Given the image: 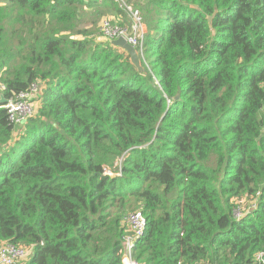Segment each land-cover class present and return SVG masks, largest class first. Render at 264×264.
<instances>
[{"label":"trees","instance_id":"trees-1","mask_svg":"<svg viewBox=\"0 0 264 264\" xmlns=\"http://www.w3.org/2000/svg\"><path fill=\"white\" fill-rule=\"evenodd\" d=\"M127 2L142 71L115 1L0 0V100L38 86L22 125L0 105V247L122 264L141 211L138 264H264V0Z\"/></svg>","mask_w":264,"mask_h":264},{"label":"built area","instance_id":"built-area-1","mask_svg":"<svg viewBox=\"0 0 264 264\" xmlns=\"http://www.w3.org/2000/svg\"><path fill=\"white\" fill-rule=\"evenodd\" d=\"M113 1L127 13L130 19V25H122L109 17L104 18L101 22L102 36L110 42L119 38L125 39L136 49L140 57V55H143V44L148 32L143 15L139 9L132 8L127 0ZM37 89L38 86L34 84L29 91L20 93L16 95V97L6 101L3 108L7 110L11 123L16 126L22 125L29 117L34 115L36 111V102L34 98ZM236 217L241 219L238 215ZM124 224L127 227V235L122 244V264H138L134 260V251L137 241H139L146 232L147 220L141 211H137L125 218ZM27 255L28 251L25 249L16 247L12 244H6L0 250V264H24L22 260L26 258ZM256 259L258 261L263 260L264 252L258 254Z\"/></svg>","mask_w":264,"mask_h":264},{"label":"water","instance_id":"water-1","mask_svg":"<svg viewBox=\"0 0 264 264\" xmlns=\"http://www.w3.org/2000/svg\"><path fill=\"white\" fill-rule=\"evenodd\" d=\"M213 19V17L209 18V20L211 21ZM111 44L116 46V47H120L123 50H125L131 57V62L133 63L134 66H136L140 71H142V66H141V62H140V58L137 54L136 49L130 45L125 39L123 38H119L117 40H113L111 41ZM6 104V100L4 98H2L0 100V105L3 106Z\"/></svg>","mask_w":264,"mask_h":264},{"label":"crops","instance_id":"crops-1","mask_svg":"<svg viewBox=\"0 0 264 264\" xmlns=\"http://www.w3.org/2000/svg\"><path fill=\"white\" fill-rule=\"evenodd\" d=\"M109 18L114 19L115 21L119 22L120 24L123 23V25H127L130 22L129 17L127 18V15L125 13L121 15H110Z\"/></svg>","mask_w":264,"mask_h":264},{"label":"rangeland","instance_id":"rangeland-1","mask_svg":"<svg viewBox=\"0 0 264 264\" xmlns=\"http://www.w3.org/2000/svg\"><path fill=\"white\" fill-rule=\"evenodd\" d=\"M100 24H101V22H100ZM159 71H160V69L158 68V67H156L155 69H154V74H155V77L157 78V79H159V77H160V75H159ZM245 216V215H244ZM3 246H1L0 247V250H1V248H2ZM30 257V256H29ZM22 262L24 263V264H27V258H24L23 260H22Z\"/></svg>","mask_w":264,"mask_h":264}]
</instances>
